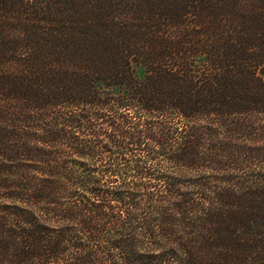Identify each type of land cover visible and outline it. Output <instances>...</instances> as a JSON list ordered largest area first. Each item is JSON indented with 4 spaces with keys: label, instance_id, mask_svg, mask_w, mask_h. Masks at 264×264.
<instances>
[{
    "label": "trees",
    "instance_id": "obj_1",
    "mask_svg": "<svg viewBox=\"0 0 264 264\" xmlns=\"http://www.w3.org/2000/svg\"><path fill=\"white\" fill-rule=\"evenodd\" d=\"M263 70L264 0H0V264H264Z\"/></svg>",
    "mask_w": 264,
    "mask_h": 264
},
{
    "label": "rangeland",
    "instance_id": "obj_2",
    "mask_svg": "<svg viewBox=\"0 0 264 264\" xmlns=\"http://www.w3.org/2000/svg\"><path fill=\"white\" fill-rule=\"evenodd\" d=\"M134 74H135V77H137L138 79H142L143 77V69L141 67H135V70H134ZM261 79L264 83V70L262 71V74H261Z\"/></svg>",
    "mask_w": 264,
    "mask_h": 264
}]
</instances>
